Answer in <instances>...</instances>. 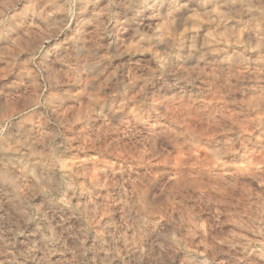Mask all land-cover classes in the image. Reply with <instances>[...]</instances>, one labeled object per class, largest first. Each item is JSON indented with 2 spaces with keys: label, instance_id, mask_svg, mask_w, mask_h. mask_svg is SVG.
I'll list each match as a JSON object with an SVG mask.
<instances>
[{
  "label": "clouds",
  "instance_id": "obj_1",
  "mask_svg": "<svg viewBox=\"0 0 264 264\" xmlns=\"http://www.w3.org/2000/svg\"><path fill=\"white\" fill-rule=\"evenodd\" d=\"M0 264H264V0H0Z\"/></svg>",
  "mask_w": 264,
  "mask_h": 264
}]
</instances>
